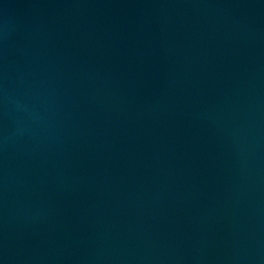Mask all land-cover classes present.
Returning a JSON list of instances; mask_svg holds the SVG:
<instances>
[{
    "label": "water",
    "instance_id": "95a60500",
    "mask_svg": "<svg viewBox=\"0 0 264 264\" xmlns=\"http://www.w3.org/2000/svg\"><path fill=\"white\" fill-rule=\"evenodd\" d=\"M0 264H264V0H0Z\"/></svg>",
    "mask_w": 264,
    "mask_h": 264
}]
</instances>
